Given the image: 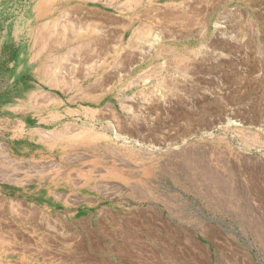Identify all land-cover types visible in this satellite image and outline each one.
I'll return each instance as SVG.
<instances>
[{
    "label": "rangeland",
    "instance_id": "374dc122",
    "mask_svg": "<svg viewBox=\"0 0 264 264\" xmlns=\"http://www.w3.org/2000/svg\"><path fill=\"white\" fill-rule=\"evenodd\" d=\"M40 1L0 0V264H264V0Z\"/></svg>",
    "mask_w": 264,
    "mask_h": 264
},
{
    "label": "built area",
    "instance_id": "2783aa9c",
    "mask_svg": "<svg viewBox=\"0 0 264 264\" xmlns=\"http://www.w3.org/2000/svg\"><path fill=\"white\" fill-rule=\"evenodd\" d=\"M230 11H233V9H230ZM227 12L226 11H221L216 17L215 19L210 23V26L212 28V36H213V40H208L202 43H219V42H232V43H250L247 35H248V31L250 30V22L251 19L248 15L245 16V24H246V34H242L243 37H245L244 39L241 38H237V34L235 33V31H233L232 28V24L230 22H227V18L226 15ZM203 31V30H202ZM234 36L236 37L234 39ZM150 43H157L155 41H149ZM201 42V41H200ZM199 42V43H200ZM204 52H206L209 57L211 59H218L217 55L219 54V52L214 49V47H209L207 46V49L204 50ZM183 77L182 75L180 76H175V78H181ZM198 77H200L201 79H207L210 80L215 86H219L222 87V83H221V75L219 73H213L209 76H203V75H199ZM197 77V78H198ZM209 84V83H207ZM225 90L223 92L228 91L227 88H224ZM213 90V88H212ZM219 91L221 93H223L221 90H216Z\"/></svg>",
    "mask_w": 264,
    "mask_h": 264
},
{
    "label": "bare ground",
    "instance_id": "6f19581e",
    "mask_svg": "<svg viewBox=\"0 0 264 264\" xmlns=\"http://www.w3.org/2000/svg\"><path fill=\"white\" fill-rule=\"evenodd\" d=\"M49 1V0H48ZM58 1V0H57ZM68 1V0H67ZM81 1V0H80ZM53 2V1H52ZM61 2V1H60ZM47 3V0H41L39 3H38V5L42 8V7H44L45 6V4ZM64 3V2H63ZM74 3V2H73ZM56 5H57V3H56ZM67 6V5H66ZM75 6V5H74ZM52 7V6H51ZM50 7V9H52ZM57 8V7H56ZM40 9V8H39ZM38 10V9H37ZM37 10H35V11H37ZM42 10H43V8H42ZM47 10H48V8H47ZM49 12V11H48ZM57 12V11H56ZM43 13V12H42ZM79 13V12H78ZM42 15V14H41ZM46 15V14H45ZM54 15V14H53ZM62 15V14H61ZM63 16V15H62ZM61 16V17H62ZM42 17V16H41ZM46 17H47V15H46ZM58 17V16H57ZM48 18V17H47ZM46 18V19H47ZM38 19V18H37ZM59 19V18H58ZM69 19V18H68ZM40 20V19H39ZM44 20V19H43ZM36 21H38V20H36ZM35 21V22H36ZM71 21V20H70ZM48 22V21H47ZM78 22V21H77ZM100 23V22H99ZM39 24V23H38ZM56 26V25H55ZM44 28H45V26L42 24V25H38L37 27H36V35H35V37H34V42H33V44H35V43H37L38 41H39V32L42 30H44ZM46 28H47V26H46ZM59 30V29H58ZM30 31V30H29ZM46 32V31H45ZM40 33H42V32H40ZM41 36V35H40ZM140 36V35H139ZM42 37V36H41ZM62 37V36H61ZM81 37V36H80ZM152 37V36H151ZM49 38V37H48ZM77 40V39H76ZM97 40V39H96ZM153 40V39H152ZM32 41V40H31ZM37 41V42H36ZM47 42V41H46ZM139 42V41H138ZM142 42H143V40H142ZM29 43V42H28ZM144 43H150L148 40H144ZM40 44V43H39ZM152 44V43H151ZM146 45V44H145ZM147 45H149V44H147ZM65 46V45H64ZM142 47H143V44H142ZM153 48V47H152ZM31 49V48H30ZM44 49V48H43ZM83 50V49H82ZM42 51V50H41ZM42 57V56H41ZM175 57V56H174ZM43 58V57H42ZM39 59V58H38ZM45 59V58H44ZM49 61V60H48ZM179 61V60H178ZM47 63V62H46ZM43 64V63H42ZM44 66H45V64H44ZM39 67V66H38ZM47 69H48V67H47ZM45 70V69H44ZM49 71V70H48ZM41 76V75H40ZM46 78V77H45ZM52 80V79H51ZM51 82V81H50ZM59 82V81H58ZM50 84V83H49ZM66 84V83H65ZM100 84V83H99ZM59 85H60V83H59ZM61 88V87H60ZM48 98V97H47ZM52 99V98H51ZM67 131H68V129H67ZM44 132V131H43ZM74 132V131H73ZM60 133V132H59ZM65 133V132H64ZM48 134V133H47ZM57 134V133H56ZM61 134V133H60ZM84 136H85V138H87L88 140L90 139V138H93V133L92 132H90L89 130H85L84 131V133H82ZM53 135V134H52ZM54 137H57L56 135L54 136ZM81 137H83V136H81ZM82 139V138H81ZM76 140V139H75ZM1 149V148H0ZM1 154V153H0ZM5 156V159L6 158H9L7 155H4ZM4 159V158H3ZM3 162V161H2ZM20 163V162H19ZM17 161L15 162V160L14 159H10V164L12 165V166H14L13 167V169L15 170L16 168H18L19 166H20V164H19ZM8 164V163H7ZM22 167V166H21ZM55 170V169H57V171H58V167H57V165L56 164H54V165H47V166H45V167H43L42 169L40 168V170H37L38 172H37V174L36 175H41L42 173H46L47 171H49V170ZM26 171V170H25ZM56 171V172H57ZM56 172L55 171H52V173H48V174H56ZM78 172L82 175V176H84L85 175V170H83V169H80V170H78ZM2 173V172H1ZM13 173V172H12ZM26 173V172H25ZM62 173V175L64 176V175H66L65 177H67V175H68V173H66V171H62L61 172ZM3 174V173H2ZM1 174V175H2ZM11 175V174H10ZM5 176V175H4ZM19 175H18V173L17 172H14L11 176H10V180H12V181H14V182H16L17 180H18V177ZM49 176V175H48ZM18 177V178H17ZM36 177V176H35ZM24 181V179H20L19 178V183H21V182H23ZM28 181V180H27ZM27 181H25V182H27ZM28 183V182H27ZM75 183V182H74ZM56 184V183H55ZM83 184V183H82Z\"/></svg>",
    "mask_w": 264,
    "mask_h": 264
},
{
    "label": "crops",
    "instance_id": "0c3cea01",
    "mask_svg": "<svg viewBox=\"0 0 264 264\" xmlns=\"http://www.w3.org/2000/svg\"><path fill=\"white\" fill-rule=\"evenodd\" d=\"M197 2V1H196ZM197 5H198V7H197V11H199L200 13H202V14H209V15H213V14H215V12H216V10H217V6H218V0H199V2H197ZM90 16H92L93 17V15L91 14ZM94 18V17H93ZM95 21H102V23L100 24L101 25V27L102 28H108L110 25H111V20H108L107 22L106 21H103V20H95ZM106 23V24H105ZM124 23L123 22H121L120 21V23L119 24H116V26H122ZM101 43H105V42H101ZM107 43V42H106ZM0 150L3 152V153H5V155H7L8 157H9V154H8V152L5 150V148H4V145H0ZM5 158V157H4ZM10 159V158H9ZM20 166H22L21 165V163H20ZM23 167H24V165H23ZM26 171H29L30 172V170H28V169H26ZM32 173H33V175H35L34 174V170L33 171H31ZM35 177V176H34ZM22 179H24V181L22 182V184H24V183H27V182H29V181H31L32 179H27L26 177L24 178H22ZM28 180V181H27ZM25 181H27V182H25ZM62 199H64V197H62ZM83 254L85 255V253H84V251H83ZM73 263V262H72ZM79 264H82V263H79Z\"/></svg>",
    "mask_w": 264,
    "mask_h": 264
}]
</instances>
